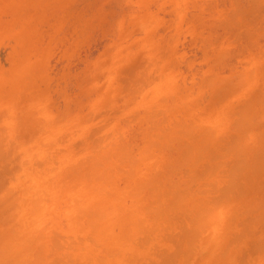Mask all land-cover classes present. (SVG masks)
I'll return each instance as SVG.
<instances>
[{
  "label": "bare ground",
  "instance_id": "6f19581e",
  "mask_svg": "<svg viewBox=\"0 0 264 264\" xmlns=\"http://www.w3.org/2000/svg\"><path fill=\"white\" fill-rule=\"evenodd\" d=\"M17 1L19 7L13 0H0V41L1 36L12 39L7 42L12 45L7 49L9 66L1 62L0 68V264H264V1L233 0L225 8V0H218L224 8H215V0H208L210 27L219 24L225 35L221 37L218 27L209 32L210 17L204 22L207 13L202 17L195 4L194 12L201 14L187 15L190 0H171V31L158 41L161 48L147 25L139 38L146 56L156 55L143 72L155 69L157 78L132 74L133 66L120 67L135 50L129 40L126 44L114 38L106 49L108 61L93 62L97 71L91 67V72L103 71V79L85 76L88 70L83 68L87 71L76 83L83 87L89 77L87 90V85L81 89L88 92L87 100L84 93L79 95L87 107L72 99L71 91L63 107L56 103L61 109L54 107V113V103L49 106L38 89L43 79L31 94L43 70L39 61L45 58V42L39 45L41 52L37 47L43 31L36 19L43 6L54 12L60 0L41 5L39 0ZM84 2L76 5L82 11ZM92 2H87L91 10ZM253 3H262L263 12ZM22 4L31 7L25 17ZM76 8L72 11L78 14ZM29 15L34 22L29 23ZM79 15L73 16L82 22L74 23L78 36L85 24L87 33L95 25ZM140 17L149 25L156 21L150 12ZM21 25L27 36L22 30L17 34ZM181 32L189 40L200 37V43L194 42L202 50L198 62L178 50ZM237 46L240 50L231 51ZM28 53L38 56L36 62ZM120 69L131 74L125 71L121 77ZM119 99L122 109L107 116L111 113L106 110ZM30 107L34 109L28 117ZM136 109L140 111L134 115ZM36 114L38 118L31 117Z\"/></svg>",
  "mask_w": 264,
  "mask_h": 264
},
{
  "label": "rangeland",
  "instance_id": "374dc122",
  "mask_svg": "<svg viewBox=\"0 0 264 264\" xmlns=\"http://www.w3.org/2000/svg\"><path fill=\"white\" fill-rule=\"evenodd\" d=\"M15 3H14V6H16V7H19L18 5L20 4V2H18L17 0H13ZM22 1V0H21ZM28 1H30V0H28ZM33 1H35V2H37L36 0H31L30 2L32 3ZM40 1H42V2H40ZM46 1L47 0H39L37 3H43V4H45L46 3ZM49 1H51V0H49ZM48 1V2H49ZM54 1V0H53ZM53 1H51V2H53ZM85 2L83 3L84 5H85V3H86V8H84V10L82 11V9L80 10L79 8H81L82 6H76V5H79V3L80 4H82L81 2H82V0H80V1H78V0H75V2L74 3H77V4H72L71 3V1L69 0V2L68 3H71L69 6H67L69 9V11H67V7H63V6H65V3L64 2H67V0L66 1H63V3H61L62 2V0H60V2L58 1V2H56L57 4L59 3H61V6L60 5H58V6H56L57 4L55 3V5L53 6V4H51L52 6H53V8L55 9V11L54 12H51V11H53V10H50V5H45V6H43L44 8H43V10L46 12V6H47V14L44 16V11L40 14V16H38V18L36 19V23L35 24H39V26H40V29H42V31H43V34L46 32V30H48V31H52V33L51 32H46V34L48 33V35H43L42 33H40V32H42V31H40L39 33L44 37H40V36H38L39 38H42V40L41 39H39V41H40V43L38 44V46L37 47H39V45L40 44H42L43 42H45V44L43 43L42 45L44 46L43 47V50H42V47H41V51H42V53L41 54H43V55H41V57L42 56H44L45 58H43V60L45 59V61H43L42 59H40L41 61H39L40 62V65H39V68L40 69H42V67H43V70H42V72H41V78H40V76L38 75V77L36 76V77H34V80L36 79V78H38L37 80H35V82H36V84L35 85H37V86H34L33 88V93L31 94L32 96H33V94L36 92L35 91V89H37V87H38V84L39 85H41V83L40 82H42V79H43V82H42V84L43 83H45V84H43V86L41 85L40 87H38V89H41L42 90V92L43 93H45V96L47 97V100L49 99V101H47V104L49 105V104H53V106L52 105H49V106H52V113H54L55 111H57V109H55L54 107H56L58 104L61 106V107H63L64 105H63V102H65L64 100L66 99V97L67 96H69L72 92V97L71 96H69V98L71 97L72 99H74L75 97H77V98H75V100L76 99H78L79 100V104H80V106H81V104L82 105H86V103H85V101H84V99H85V97H86V100H87V93L85 92L84 93V91H86L87 90V88H88V82H87V78H89L88 76H87V78H86V82H85V86L87 85V87H85L84 86V84H83V82H82V86L83 87H80V83L79 84H76V83H78V82H80L81 80H80V78L82 77V76H84V73H86V71H87V73L85 74V76L86 75H89V74H92V75H94V74H97V78L99 79V80H101V79H103V77L105 76V74H103L104 72L102 71H98V73L96 72H91L92 71V66H94V69H95V71H97V68H96V64L98 63V62H100V61H108L107 60V58L109 57V54L107 55V48L108 49H110V46H111V42L112 41H114L115 39L114 38H119L121 41H123V40H125V41H123V43H126V40L128 41L129 40V44H130V46L131 45H133V47H134V49H132V50H135L134 51V55L132 54V56L128 59V61H127V59L126 60H124V62L123 61H121V63H120V67H124V68H127V66L129 67V69H130V66H131V68H132V66L134 67L133 68V70L131 71V70H129L130 72H132V74H139V72H142L143 74H147V75H149V78L148 79H150L151 77H153L154 75H156V76H154L153 78H157L158 77V71L156 70L155 71V69H151L152 70V75L150 74V72H151V70L150 71H148V72H143V70H144V68L146 67L145 65L147 64V63H149V58H150V61L153 59H155V57H156V55H154V53L152 54V56L151 57H147L146 56V54H145V51H144V49L143 48H147V47H145V46H142L141 45V40H139V38L143 35V29H144V27H145V25H147V32H149L150 31V33L152 34V36H153V38L155 37L154 35L155 34H157V38H156V40H157V42L160 40V42H162V37H165V34L166 35H169L168 33H169V31H171V28H169L170 27V23H171V19H172V12H173V10L174 9H172L173 8V6H174V4H173V2L171 1V0H165V1H163V0H121V2L119 3V2H117V0H93V4L95 5V6H93V5H91V6H93L92 7V10H91V7H90V4L91 3H87V2H90V1H92V0H88L87 2H86V0H84ZM96 1H98L99 2V4L96 2ZM101 1V2H100ZM104 1V2H103ZM106 1V2H105ZM163 1V2H162ZM186 2H188L187 0H185ZM184 1V4L186 3ZM191 2L189 3L190 4V6H186V5H182V9H184V11L186 12L187 10L190 12L189 14L187 13V15H190L192 12H194V8H195V10H202L201 11V13H202V17L203 16H206V17H204V18H202L203 20H205L204 22H206L207 20H208V22H207V24L206 23H204V24H206L207 25V27H208V30H209V32L210 31H212V32H217L216 31V27H218V29L217 30H219L218 31V33H220V35H221V37H225V35H224V32L222 31V29H221V27L219 26V24H218V21L217 20H215V21H217L216 23L218 24V26H214V27H210L211 26V24H210V20H211V16H210V14L208 15V13H209V10L211 9V8H209L208 10L206 9L207 7V5H208V3L209 2H212V1H214V0H209V2H207L208 0H190ZM195 1V2H194ZM216 1H218V0H215V4H213V5H215V6H217L220 2H221V4L223 3L224 4V2H225V4H224V6H225V8H226V5L228 4V3H232V1L233 0H229L228 2H227V0H225L224 2H222L223 0H219L218 2L219 3H217ZM261 1V0H260ZM260 1H258L259 3H260ZM264 1V0H263ZM23 2H24V0H23ZM26 2V1H25ZM24 2V3H25ZM30 2H26V3H29V4H31ZM47 2V3H48ZM50 2V3H51ZM117 2V3H116ZM172 2V5L170 4ZM257 2V3H258ZM22 3V2H21ZM37 3H35V5L34 6H37ZM39 3V4H40ZM67 3V4H68ZM101 3V4H100ZM188 3H186V4H188ZM192 3V4H191ZM245 3H247V2H244V5H246V6H248L247 4H245ZM250 3V2H249ZM263 3V2H262ZM261 3V4H262ZM28 4V5H29ZM34 4V3H33ZM38 4V5H39ZM104 5V7L105 6H107L106 8L107 9H105L104 7H103V5ZM107 4H109V5H107ZM194 4L196 5V6H194ZM203 4H206L205 6L203 5ZM217 4V5H216ZM251 4V3H250ZM260 4V5H261ZM12 5H13V3H12ZM21 5V4H20ZM24 5H25V11L23 10L24 9ZM22 4V6H23V8H22V10L23 11H20L21 9H17L16 7H15V9L17 10V12L19 13V11H20V13L21 12H23L22 13V15L27 11V9L28 8H31V7H29V6H27L26 4ZM41 5V4H40ZM83 5V6H84ZM194 6V8H193V6ZM199 7H198V6ZM255 4L253 3V6H254ZM258 5V4H257ZM257 5H255V7H257L258 9V11H260L261 10V7L259 8V6H257ZM263 5V4H262ZM32 6V5H31ZM48 6H49V9H48ZM56 6V7H55ZM60 6V7H59ZM73 7V9H72V7ZM184 6H186V8H187V10L185 9V8H183ZM212 6V5H211ZM219 6V8H224V6L223 5H218ZM218 6L217 7H215V8H218ZM223 6V7H222ZM236 6H238V5H236ZM39 6H37V9H39L38 8ZM76 7H78V10L77 11H79V13L78 14H80L79 15V17H81V15H83L82 17L84 18V21L86 22V21H88L87 20V18L89 19V21H92L93 23H92V25H94V23H95V25L94 26H92L91 27V29H88L89 31H88V33H87V30H86V32H85V30H84V28H85V25H84V27L82 26V28H83V31H84V33H81L79 36H78V31H77V28L79 27L78 25L76 26L74 23H78V22H80V24L82 25V22L81 21H79V19H77V21L78 22H75V18L73 17L74 15H76V18H78V14H76V10L75 9H77ZM85 7V6H84ZM95 7V8H94ZM98 7V8H97ZM100 7V8H99ZM109 7V8H108ZM203 7H205V8H203ZM228 7H231V6H228ZM21 8V7H20ZM52 7H51V9H53ZM56 8H58V9H56ZM60 8V9H59ZM94 8V9H93ZM212 8H214V6L212 7ZM248 8V7H247ZM32 9H34V8H32ZM35 10L34 9V11H38V10ZM63 9H64V11H63ZM88 9L89 11H88V13L86 12V10ZM98 9V10H97ZM112 9V10H111ZM115 9V11H113ZM172 9V10H171ZM253 9V8H252ZM262 9L264 10V5L262 6ZM16 10H15V12H16ZM29 11L31 10V9H28ZM40 10H41V8H40ZM48 10L51 12V13H53V15H51L52 17H54L53 19H52V17L50 16V15H48L50 12H48ZM59 10H61V11H58ZM72 10H75L74 12L72 11ZM149 10V11H148ZM206 10V11H205ZM263 10L262 11H260V12H263ZM86 12V15L88 16H86L84 13H82V12ZM187 11V12H188ZM197 11H195L196 13H200V12H197ZM5 12V11H4ZM16 12V13H17ZM28 12V11H27ZM32 12H33V10H32ZM40 12V11H39ZM39 12H38V14H39ZM68 12V13H67ZM81 12V13H80ZM115 12V13H114ZM145 12H150V13H152L155 17H156V21L154 20V21H150V25H149V23L147 22V21H143L142 19H141V17H140V15L142 14V13H145ZM194 12V13H195ZM207 14H206V13ZM67 13V14H66ZM94 13H96V14H94ZM114 13V14H113ZM193 13V14H194ZM200 13V14H201ZM4 14V13H3ZM26 14V16L28 15L27 13H25ZM29 14H31V13H29ZM33 14V13H32ZM66 14V15H65ZM72 14H74L73 16H72ZM90 14V15H89ZM192 14V15H193ZM203 14H206V15H203ZM2 15V14H1ZM0 15V17H2V16H4V15H2L1 16ZM7 14H6V12H5V16H6ZM21 15V16H22ZM35 15V14H34ZM34 15H31V16H34ZM44 17H43V16ZM55 15V16H54ZM95 15V16H94ZM20 16V17H21ZM24 16V15H23ZM22 16V17H23ZM30 15L28 16V18H30L31 17ZM68 16V17H67ZM70 16H72V17H70ZM191 16V15H190ZM190 16H187L188 18H190ZM263 16H264V13H263ZM7 17H9V13H8V15H7ZM7 17H5V18H7ZM17 17H18V19H21L20 17H19V15L17 14ZM25 17V16H24ZM23 17V19H25ZM36 17V16H35ZM49 17H51V18H49ZM60 19H59V18ZM67 17V18H66ZM208 17H210V18H208ZM34 18V17H33ZM42 18V19H41ZM46 18L48 19H51L50 21L48 20H46ZM62 18V19H61ZM207 20H206V19ZM2 19V18H1ZM3 19H4V17H3ZM17 19V20H18ZM22 19V20H23ZM39 19H41V24H40V20ZM68 19V20H67ZM86 19V20H85ZM29 20H32L31 22L29 21ZM27 19V21H29V23H32V22H34L33 21V19ZM83 20V19H82ZM122 20V21H121ZM202 20V21H203ZM46 21V22H45ZM56 21H57V23H56ZM83 21V22H84ZM24 22V21H23ZM45 22V23H44ZM49 22V23H48ZM212 24H213V22H214V19H212ZM20 23L22 24V21L21 20H19V24H18V21H17V26H19L20 25ZM28 23V24H29ZM53 25L54 23V25H56V27H51L50 28V25L51 24ZM87 23V22H86ZM215 22H214V24L213 25H217ZM24 24H25V22H24ZM26 25L24 28L25 29H27V27L29 26V25ZM35 24H32V25H35ZM91 23H89V25H90ZM203 24V23H202ZM209 24V25H208ZM37 25H35V26H37ZM53 25V26H54ZM89 25L88 26H86V27H89ZM16 26V27H17ZM34 26V27H35ZM39 26H37L38 28V31H39ZM44 26H46V28L44 27ZM73 26H75V29H76V31H77V35L75 34L76 32L74 31V28H73ZM34 27H32V28H34ZM47 27H49L50 28V30H49V28H47ZM203 28H205L204 26H202ZM30 28V27H29ZM43 28H45V29H43ZM35 29V28H34ZM170 29V30H169ZM199 29H201L200 27H199ZM206 30H207V28H205ZM19 30H22V25L18 28L17 27V29H16V31L18 32ZM24 30V29H23ZM22 30V31H23ZM32 29H30V31H31ZM34 30H32L31 32H33ZM80 31V30H79ZM203 31H205L204 29H203ZM221 31H222V33H221ZM24 32V31H23ZM26 32H28V31H26ZM31 32H29V33H31ZM37 32V31H36ZM80 32H82V31H80ZM185 32V31H184ZM184 32L181 34L182 35V38L181 37H178V39H179V45L178 46H180L181 48L179 49L178 48V50L180 51L181 49V51L180 52H182L183 53V51H184V53L186 54V58L187 57H191V59H192V57L194 58L193 60H196L197 62L200 60L199 58H200V56H202V50L200 51V44H199V46H198V44H197V46H195L196 44H194V42H197V40H199L200 39V37H199V39H197V38H195L196 36H194V38H193V43L191 42V40H189V38H188V35H186L185 36V34H184ZM206 32V31H205ZM208 32V31H207ZM35 33V32H34ZM37 34V35H40V34ZM50 33V34H49ZM56 33H57V35H56ZM59 33V34H58ZM142 33V34H141ZM153 33H155L154 35H153ZM171 33V32H170ZM201 33H202V31H201ZM17 34H19V32L17 33ZM17 34H16V38H17ZM24 34L27 36L28 35V33L26 34L25 32H24ZM23 34V35H24ZM54 34H55V39H53V37H54ZM179 34V35H180ZM188 34V33H187ZM199 34V33H198ZM204 35H205V33H203ZM24 35V38L26 37ZM35 35H36V33H35ZM58 35H61V37L60 36H58ZM180 35V36H181ZM191 34L189 33V36H190ZM219 35V34H218ZM46 36V37H45ZM48 36V37H47ZM50 36V37H49ZM53 36V37H52ZM129 36V37H128ZM131 36V37H130ZM32 39H34L35 37H34V35L32 34ZM60 37V39H61V41H59V38ZM143 37V36H142ZM220 37V38H221ZM1 38L3 39V41L1 40L0 41V65H1V67L0 68H3L2 66H3V64L6 66V65H8L10 62V60H11V58L10 57H8V56H11V55H7L10 51L9 50H7V49H11V48H9V44L7 43L8 41L9 42H12V41H10V40H12V39H10V40H8L7 41V38L8 37H4V36H1ZM27 39H29V36L28 37H26ZM57 38V39H56ZM126 38V39H125ZM130 38H132V39H130ZM162 38V39H161ZM191 38V37H190ZM9 39V38H8ZM36 39H38L37 37H36ZM56 41V43L57 44H53V43H55L54 41ZM113 39V40H112ZM197 39V40H196ZM46 40V41H45ZM50 40V41H49ZM51 40L53 41L52 42V44H50L51 43ZM189 40V41H188ZM34 40H31V43L33 42ZM38 41V42H39ZM42 41V42H41ZM156 42V41H155ZM199 43H200V40L198 41ZM197 42V43H198ZM14 43V42H13ZM27 43H29V42H27V40H26V44ZM61 44V45H59V44ZM34 44V43H33ZM36 44H37V41H36ZM127 44V43H126ZM157 44H159V48H161L160 46V43L158 42ZM11 45V44H10ZM30 45V43L27 45L30 49H31V47L29 46ZM32 45V44H31ZM41 45V46H42ZM57 45V46H56ZM235 45H237L236 44V42H235ZM7 46V47H6ZM26 46V47H27ZM34 46H36V45H34ZM70 46H72V47H70ZM177 46V47H178ZM232 46V45H231ZM239 46V45H238ZM236 47V48H234L233 50L231 49V51H233L234 52V50L236 51V49H239L240 47ZM10 47H12V45L10 46ZM165 47H166V45H165ZM183 47V48H182ZM200 47V48H199ZM232 47H235V46H232ZM36 48V47H35ZM59 48V49H58ZM68 48V49H67ZM69 48H71V49H69ZM231 48V47H230ZM30 49H27V50H30ZM169 49V48H168ZM197 49V50H196ZM32 50V49H31ZM35 50V49H34ZM33 50V51H34ZM36 50H38V49H36ZM44 50L46 51V53L44 52ZM54 50V51H53ZM105 50H106V52H105ZM199 50V51H198ZM240 50V49H239ZM2 51V52H1ZM7 51H8V53H7ZM40 51V47H39V52H41ZM238 51V50H237ZM6 54H4V53ZM28 52V51H27ZM32 52V51H31ZM30 52V53H31ZM34 52H36V51H34ZM105 52V53H104ZM156 52V51H155ZM38 53V52H37ZM44 53H45V55H44ZM235 53H237V52H235ZM235 53H232V54H235ZM29 54V53H28ZM34 54H36V53H34ZM106 54V55H105ZM184 54V55H185ZM32 54H29V57H31L30 59V61L32 62V61H34L35 59H37V54H36V58H35V55H34V57H32L31 56ZM38 55H39V53H38ZM188 55V56H187ZM198 55V56H197ZM146 56V57H145ZM6 57V58H5ZM8 57V58H7ZM27 57H28V55H27ZM106 57V58H105ZM195 57H196V59H195ZM1 58H3V59H1ZM9 58H10V60H9ZM234 59V58H233ZM9 60V61H8ZM98 60H100V61H98ZM189 60V59H188ZM193 60H190V61H192V62H190V64H192L193 63V65H195V64H198V66L199 65H202V64H199V63H195V62H193ZM29 61V62H30ZM38 61V60H37ZM102 61V62H103ZM3 64H2V63ZM7 62V63H6ZM35 62H36V60H35ZM93 62H97V63H95V64H93ZM123 62V63H122ZM233 62H235V60H233ZM201 63V62H200ZM36 63H34L33 65H35ZM41 64H42V67H40L41 66ZM46 64V65H45ZM87 64V65H86ZM48 65V66H47ZM4 66V69L6 68V67H8V66H6L5 67ZM45 66V67H44ZM197 66V65H196ZM197 66V67H198ZM92 67V68H91ZM36 68H38V67H36ZM45 68V69H44ZM78 68V69H77ZM83 68H85V69H87V70H85V69H83ZM143 68V69H142ZM185 68V67H184ZM51 69H53V70H51ZM81 69H83V70H81ZM90 69V70H89ZM93 69V70H94ZM122 69V68H121ZM120 69V71L121 72H119V74L120 73H122V75H121V77L122 76H126V74H125V69H123V70H121ZM128 69V68H127ZM137 69H139V70H137ZM54 70H56V71H54ZM140 70H142V71H140ZM58 71V72H57ZM63 71H66V72H68L67 74L65 73H63ZM118 71H119V68H118ZM129 71L127 72V73H129ZM137 71V72H136ZM139 71V72H138ZM51 72V73H50ZM91 72V73H90ZM48 73H50L51 74V76H50V74H48ZM53 73V74H52ZM62 73V74H61ZM142 73H140V74H142ZM59 74H61L60 76H58ZM64 74V75H63ZM68 74H71L72 75V77H70V75H68ZM129 74H131V73H129ZM35 75H37V74H35ZM74 75H75V77L78 75L79 77H76V79H75V77H74ZM151 75V76H150ZM48 76H50L51 78H49L48 79ZM58 76V77H57ZM62 76V77H61ZM67 76V78H68V76L70 77V78H72L71 79V81H70V78L68 79L70 82H68V80H67V78H65ZM103 76V77H102ZM60 77V78H59ZM53 78V79H52ZM79 78V79H78ZM84 78V77H83ZM84 78V79H85ZM129 77H127V79H128ZM41 79V80H40ZM73 79H75L76 81H75V83H73L74 82V80ZM82 79V78H81ZM40 80V81H39ZM131 80V79H130ZM52 83H51V82ZM65 81V82H64ZM66 81H67V83H66ZM147 81V80H146ZM48 83H50V84H48ZM54 83V84H53ZM61 84V85H60ZM66 84V85H65ZM69 84V85H68ZM71 84V85H70ZM75 84H76V86H75ZM48 85H51V86H49L48 87ZM60 86V88L63 90H66L65 92H64V90H63V92H61L62 90L61 89H59L58 87ZM74 85V86H73ZM79 85V87L78 88H80V90H78V88H77V86ZM63 86H66V87H64L63 88ZM50 87H52V88H50ZM86 88V90H84V91H82L81 89H85ZM31 88V87H30ZM30 88H29V92L31 93V90H30ZM49 88H50V91H49ZM56 88V89H55ZM57 88L60 90V92H58V94H56V91H57ZM66 88V89H65ZM71 88V89H70ZM28 89V88H27ZM53 89V90H52ZM76 91H75V90ZM44 90V91H43ZM51 90L53 91V95H52V92H51ZM70 90V91H69ZM40 91V90H39ZM54 91H55V94L56 95H54ZM67 91H68V93H67ZM72 91V92H71ZM38 92V91H37ZM47 92V93H46ZM78 92V93H77ZM84 93L85 94V97H83V96H81V99H80V97H79V95H82V93ZM40 93V92H39ZM50 93V94H49ZM60 93V94H59ZM65 93V94H64ZM75 93V95H73ZM66 94H68V95H66ZM78 94V96H76ZM52 95V96H51ZM60 95H62V96H60ZM65 96V97H64ZM79 97V98H78ZM52 100V101H51ZM120 100V102L118 103V101ZM119 100H117V102L116 103H118V106L117 107H115V111H113L114 110V108H113V106L116 104H114V105H112V108H110L109 110L107 109L106 110V113H108L109 111H110V113L111 114H106L107 116H112L114 113H117L119 110H121L122 109V107L120 106V103L122 104L123 103V100L122 99H119ZM82 101V102H81ZM51 102V103H50ZM73 102V101H72ZM77 102H76V104H77ZM26 103V102H25ZM56 103H58L57 105H56ZM78 104V105H79ZM103 104H106V103H103ZM21 105H22V102H21ZM55 105V106H54ZM117 105V104H116ZM125 105V104H124ZM123 105V106H124ZM60 106H58L60 109H61V107ZM74 106H77V105H74ZM83 106V108L85 109L86 107H87V105H86V107H84ZM120 106V107H119ZM33 107V106H32ZM58 107H56V108H58ZM82 107V106H81ZM53 108L55 109V110H53ZM58 108V109H59ZM72 108H73V106H72ZM79 108V107H78ZM78 108H76L75 110H77ZM83 108H80V109H78L79 111L81 110V111H83L84 109ZM109 108V107H108ZM119 108H121V109H119ZM31 109V107L28 109L29 110V113L30 114H27V116L28 117H30L29 115H31L32 113H33V109L34 108H32V110H30ZM60 109L58 110V111H60ZM74 109V108H73ZM87 109V108H86ZM113 109V110H112ZM137 110V111H136ZM136 110H133L132 111V113L133 112H135V114L134 115H136V114H138V111H140V110H138V109H136ZM31 111H32V113H31ZM35 111V110H34ZM85 111V110H84ZM83 111V112H84ZM113 111V112H112ZM131 113V114H132ZM34 114H35V112H34ZM31 117H37L38 118V116H37V114L36 115H32ZM40 118H43V117H40ZM44 119V118H43ZM43 119H41V120H43Z\"/></svg>",
  "mask_w": 264,
  "mask_h": 264
}]
</instances>
